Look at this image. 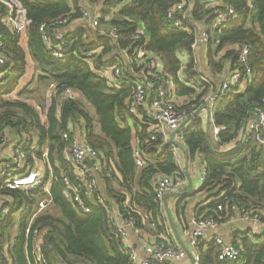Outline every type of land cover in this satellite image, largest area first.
<instances>
[{
  "label": "trees",
  "instance_id": "16d2710c",
  "mask_svg": "<svg viewBox=\"0 0 264 264\" xmlns=\"http://www.w3.org/2000/svg\"><path fill=\"white\" fill-rule=\"evenodd\" d=\"M8 1L15 11L24 14L26 45L22 47L20 38L10 35L2 25L7 10L0 4L5 70L10 77V82L0 89V134L3 129L13 134L32 130L38 136L39 144L48 148L54 173L50 189L52 203L37 215L32 229L45 230L42 251L50 264H131L130 251L123 245L116 225L109 218V211H114L116 217L119 213L125 221L124 210L129 209L135 229L148 233L143 214L134 209L136 205L147 214V222L157 232L166 234L167 221L154 194V181L158 174L174 180L185 179L174 146L162 141L150 142L145 132L147 126H144L147 122L145 110L139 111L143 123L130 113L132 88L115 87L97 72L118 64L126 76L129 75L130 81L138 78V71L129 60L134 63L131 52L140 45V42L134 44L133 39L139 28L144 32L141 39L145 44L144 51L158 57L160 66L173 82L176 97L184 100L180 108L191 111L202 106L210 91L211 86L205 79L212 81L216 90L236 68L238 48L248 46L251 81L241 93L228 92L212 110V125L225 130L215 140L210 131L206 133L205 123L199 117L193 118L183 130L189 163L198 159L204 167L205 177L199 190L175 201L173 211L181 228L186 230L188 205L193 198L203 194L205 203L202 204L206 205L200 208L198 203L193 212L198 217H211L219 223L235 216L231 210L234 206L255 212L264 227V149L251 138L238 140L244 123L251 118L255 107L262 106L264 99V0H220L216 9L229 6L236 13L235 20L220 29L212 27L215 9L206 8V0H187L188 17L182 22L189 31L174 28L167 18L173 0ZM87 5L99 9L95 28L91 31L88 25L87 29L79 27L66 32L62 35L65 42L63 58L52 57L43 43L44 33L52 31L51 23L57 19L68 17L69 22L80 19L83 7ZM43 25L45 28L40 31ZM199 25L208 33L205 44L207 72L200 71L196 49H192ZM112 28L117 35L116 41L109 36ZM88 32L94 33L96 39L89 38ZM52 42L54 46L58 43L54 38ZM123 50L127 56L121 53ZM184 55L186 62L183 64L181 57ZM29 66L32 79L18 91ZM127 70H131L128 75ZM33 84H36L34 89ZM50 84L55 86L52 91L48 89ZM43 87L48 90V95L42 91ZM67 88L79 97L64 98L62 94ZM22 90L27 92L23 98L19 96ZM15 94L19 97L12 100L10 96ZM150 97L148 95L147 102ZM85 104L89 109H85ZM81 120L87 141L110 168L113 165L110 176L102 178L104 204H97L80 192L89 209L85 215L78 211L62 181L65 176L74 186L77 184L73 169L64 158L69 141L63 140L62 135L69 124H79ZM133 140L138 142V149L146 159L137 180L132 157ZM234 140L238 141L233 144ZM112 181H118L124 193L116 191ZM216 189L218 193L213 195ZM4 192L16 200L17 206L0 223V245L9 243L10 264H28L23 248L24 228L37 209L35 195L41 189L27 194L12 190ZM218 207H221L220 211ZM17 211L20 212L17 235L11 238L13 214ZM253 238L241 240L238 246L240 258L235 262L218 261L214 244L199 245V264H264V231H258Z\"/></svg>",
  "mask_w": 264,
  "mask_h": 264
},
{
  "label": "built area",
  "instance_id": "2783aa9c",
  "mask_svg": "<svg viewBox=\"0 0 264 264\" xmlns=\"http://www.w3.org/2000/svg\"><path fill=\"white\" fill-rule=\"evenodd\" d=\"M174 3L167 12V18L171 21L174 28L181 31H189L183 27L184 20L188 17L187 0H173ZM7 13L2 18L1 23L5 26L10 35L15 34L20 36L21 29L18 25V20L21 18V11H15L14 6L8 0H0ZM206 8L215 9V16L212 27L220 29L236 18V13L232 7L220 6V3L213 0H206ZM191 8V7H189ZM100 17L99 9L96 8L93 12L84 9L81 14V19L87 24L95 28L96 22ZM71 24L68 17L57 19L51 23L52 31L45 32L43 35V43L51 52L52 57L61 59L64 56L65 42L62 35L58 34V30L68 27ZM45 25L40 27L43 31ZM144 35L143 29L139 28L136 35L133 37L134 44L140 42L131 52V59L134 60V65L138 71V78L134 82L126 76L118 64H112L102 71H97L104 76L108 82L115 87H122L126 85L132 88V95L129 104L130 113L134 116L142 118L139 113L141 109L145 110V117L147 122L146 135L150 142L162 141L165 144H171L169 140L170 133L176 131L174 140L184 145L183 130L187 128L190 123V118L195 111L191 109H181V99L177 98L174 93V85L170 77L164 72L158 57L144 51L145 44L141 41ZM196 43L192 45L195 50L198 44L205 45L208 42V33L205 28H201L198 32L195 31ZM109 36L114 41L117 40L115 29L112 28ZM58 42L56 46L53 45L52 39ZM5 48L4 38L0 33V89L5 87L10 82L8 72L5 70L6 58L3 54ZM121 53L127 56L126 51ZM249 48L247 45H241L238 48L237 66L229 72L226 78L216 88L212 87V81L205 79L206 83L211 86L209 93L204 97L202 106L207 107L210 114V123L212 124V110L217 101L223 98L228 92L233 90L236 93L244 91L247 83L251 81L252 70L248 64ZM94 70V67H93ZM95 71V70H94ZM53 84L49 85L50 91L54 90ZM148 95H151L149 102H147ZM64 98H77L75 91L67 88L63 91ZM62 100L59 101L61 103ZM201 106V107H202ZM36 109L40 111V107ZM252 116L246 122V128L241 136L239 133V141H247L249 138L255 142L258 147L264 149V99L262 106L254 108ZM251 114V115H252ZM204 117V116H203ZM207 113L204 119L206 120ZM182 125V126H181ZM181 126V128H180ZM212 137L216 140L219 133L225 130L224 127L210 126ZM63 140L69 141V145L64 151V158L73 169V174L77 179L75 186L65 176H63V184L68 188L71 194V200L78 208V211L85 215L89 209L80 196L82 192L87 199L94 200L97 204H104V196L100 188L99 180L110 176V172L105 165V161L100 157L98 151L90 145L86 138V131L84 123L81 120L79 124H69L67 130L62 135ZM238 140H234L235 144ZM240 141V142H241ZM229 148V147H226ZM177 153L178 149L174 147ZM133 158L137 167H143L146 159L144 154L138 149H134ZM87 160L90 163H87ZM54 181L53 165L50 161L49 151L46 145L38 144L35 147L33 139L26 133L13 134L7 129H3L0 134V223L10 214L17 206L16 200L5 190H12L22 193H29L41 189L42 192L49 195L48 200H43L42 204L29 218L27 225L24 228V253L28 264H50L44 257L42 251L43 235L45 230L32 229V224L37 215L52 203L50 189ZM186 180L180 178L173 179L171 177L158 174L155 177L154 194L156 199L162 204L163 198L167 193L180 192L185 187ZM128 208V207H126ZM135 209V208H134ZM136 210V209H135ZM221 210V207H218ZM231 210L235 213L237 220L242 223H251L256 230L259 228L264 231L261 226L260 218L255 212L246 211L245 208L237 209L232 206ZM127 219L121 222L116 217L114 211H109V218L118 229L122 241H126L127 232L135 231L134 223L130 219V210H124ZM115 214H114V213ZM190 223L194 230L188 233L187 240L192 249L198 247L199 240H202L206 231L215 230L218 228V223L211 217H198L195 214L190 216ZM1 233V232H0ZM213 243L217 247V260L220 262H235L240 258V248L234 243L224 241L220 236L213 238ZM130 251L131 264H182L186 258V254L179 246H167L164 243H154L146 245L145 256L139 259L135 251L127 244L124 245ZM9 243L0 245V264L9 263L8 253ZM196 260L193 264H198ZM188 264V263H186Z\"/></svg>",
  "mask_w": 264,
  "mask_h": 264
},
{
  "label": "crops",
  "instance_id": "0c3cea01",
  "mask_svg": "<svg viewBox=\"0 0 264 264\" xmlns=\"http://www.w3.org/2000/svg\"><path fill=\"white\" fill-rule=\"evenodd\" d=\"M213 1H217V3L218 2L220 3V0H213ZM95 7L96 6L87 5L86 7H83V8L93 12ZM20 16L23 19V21L25 22L23 12H21ZM85 23H87V22H84L80 18V19H77V20L71 22V24L68 27L59 29L57 32L60 35H64L66 32H68V31H70L72 29H75V28L85 27L87 29L88 27L84 25ZM25 24H26V22H25ZM90 28H92V27H90ZM201 28H205V27L202 26V25H199L198 29H201ZM205 54H206L205 45L198 44L197 47H196V58L198 57L197 58L198 66L200 68V71L207 72ZM181 61H182L183 64L186 62V56L185 55L181 57ZM130 71L127 70V75L130 74L129 73ZM194 113H198L195 117L201 118L204 123L206 122V120L204 119L206 111L203 109V106L200 107L199 109H197ZM141 117L142 118L139 117V119L142 122L144 120V118H143V116H141ZM195 117H193V118H195ZM193 118H190V121H192ZM144 124H145V122H144ZM211 129L212 128L210 127V132H212ZM137 143H138L137 141L133 140V151H134V149H136L138 147ZM176 154H177L178 160L181 163V168H182V171L184 173V169H183L184 168V155L179 150H178V152ZM104 163H105L107 169L109 170V172L111 174L113 165H112V168H110L106 164V162H104ZM133 163H134V166H135V179L137 180L139 178L140 174H141V169L145 165L143 167H137L135 165L134 158H133ZM115 172H116V169H115ZM189 172H190L191 181H192V185H193V191H197V190H199L201 188L203 179L205 177V171H204V167H203L202 163L198 159L194 160L193 162H190L189 163ZM184 177H185L184 180H186L185 187L180 192L185 191L186 188H187V179H186V176H184ZM119 178H120V175H119ZM99 182H100V188L102 190L103 179H100ZM112 186H113V188L116 191L124 193V190H122V188L118 184V181H112ZM174 193H177V192H174ZM167 194H173V193H167ZM202 195L198 196L197 198H193L190 201L189 205H188V209L190 208V210L188 211V213H189L188 220H187V222H188L187 227L188 228L186 230H183L181 228L178 219H176V217H175L176 214H174V211H173V207H174L175 201L180 199V198H169L168 199V207H169V211L171 213L172 219L174 221V224H175V226L179 227L180 231H181V234L179 235L180 239L184 242V244L186 245L187 249L190 251V257L193 258L194 262L196 260V257L199 260V254H198V250H197L198 247L195 248V249L191 248V246L189 245V242L187 240L188 239L187 235H188V233H191L194 230L193 226L190 223V218H191L190 216L193 214L195 206H197L198 203L200 204V208H202V207H204V205H206V204H202V203H205V202H203V198L204 197ZM128 202H130L129 198H127V203ZM161 206H162L163 216L166 218V221H167L166 213H165L164 207H163V201H162ZM134 208L136 209L137 212L143 214L142 215L143 216V221H144V224L147 226L146 228L149 229L148 230L149 232L146 233L142 229H136L135 231H132V230L128 231L127 232V239H126V241L123 242V245L127 244L131 249H133V251H135V253L137 254L139 259H142L145 256V249H146L145 246L146 245H150V244H154V243H164V244H166L167 246H170V247L171 246H179L176 238L174 237V235H173V233H172V231H171V229L169 227L168 221H167L166 234H161L160 232H157V230L154 229V227L151 224H149V222H147L148 218H147V214L146 213L142 212L141 209L139 210L136 205H134ZM236 216L237 215L233 216L232 218H227L226 220L221 221L219 223L217 222L218 225H219L218 228L215 229V230L206 231L204 238L202 240H199L198 246L199 245H204L205 246V245L214 244L213 243V238L216 237V236H220V237H222L224 239V241L234 243L236 246H239L241 244V240L243 238L247 237L250 240H254L253 235H255L258 232L256 230V227H254L251 223H242V222H240L239 220H237ZM259 231L263 232L262 229H260V228H259ZM254 243H257V242L254 241ZM190 257L186 254V258L183 260L182 264H186V263L193 264L194 262L193 263L191 262Z\"/></svg>",
  "mask_w": 264,
  "mask_h": 264
},
{
  "label": "water",
  "instance_id": "95a60500",
  "mask_svg": "<svg viewBox=\"0 0 264 264\" xmlns=\"http://www.w3.org/2000/svg\"><path fill=\"white\" fill-rule=\"evenodd\" d=\"M203 109L206 111L207 113V118H206V122H205V127H206V133L208 134L209 131H210V114H209V111L207 109V107H203ZM199 113V112H198ZM198 113H194L193 117H195ZM254 119L256 118L255 114H252L251 115ZM182 126V125H181ZM180 126V128H181ZM246 128V122L244 123L243 127H242V132H241V136L243 135V132ZM178 131V129L172 133H170L169 135V140H170V143L175 147L177 148L179 151H181V153H183L184 155V174L186 176V179H187V188L185 191L183 192H177V193H173V194H166L163 198V207H164V211L166 213V217H167V221H168V224H169V227L174 235V237L176 238L179 246L185 251V253L190 257V251L187 249L186 245L184 244V242L180 239V234H181V231H180V228L175 226L174 224V221L172 219V216H171V213L169 211V207H168V199L169 198H181V197H184L188 194H190L192 191H193V185H192V181H191V176H190V172H189V153H188V150L187 148L184 146V145H181L179 143H177L175 140H174V135L176 134V132ZM242 139V137H241ZM240 139V141H241ZM87 163H90V161L87 160ZM218 193V190H214L213 191V195L217 194ZM117 217H118V220L121 222L122 219L119 215V213H117ZM263 231V230H262ZM190 260L191 262L193 263V258L190 257Z\"/></svg>",
  "mask_w": 264,
  "mask_h": 264
},
{
  "label": "rangeland",
  "instance_id": "374dc122",
  "mask_svg": "<svg viewBox=\"0 0 264 264\" xmlns=\"http://www.w3.org/2000/svg\"><path fill=\"white\" fill-rule=\"evenodd\" d=\"M97 7L94 8V10L96 9ZM18 25L21 29V32H20V42H21V45L22 47H24L26 45V24L25 22L23 21V19H19L18 20ZM85 26L88 27V24H84ZM91 30V28H90ZM92 31V30H91ZM88 35H89V38L90 37H93L94 39H96V35H94V33L92 32H88ZM198 58V57H197ZM200 69V68H199ZM32 68H30L29 66V69L27 70V73L26 75L24 76V80H23V84L22 86H20L18 88V91H20L23 87H26L27 85L26 84H29L30 80L32 79ZM36 87V84H33V87L32 89H34ZM42 91L44 92L45 95H48V90L46 89V87H43ZM37 93V92H36ZM77 94V93H76ZM17 94L13 95V96H10V98L12 100H14L13 98H17L19 96H21V98H23L24 96L27 95V92H24V90H22V93L19 95V96H16ZM78 95V94H77ZM79 97V96H78ZM81 99V98H79ZM182 101V99L180 100V102ZM184 102V100L182 101ZM85 109H89V106L88 105H84ZM31 139H33V142L35 143V147L38 146L39 144V139H38V136L32 131V130H29L27 133H26ZM49 199V195L44 193V192H40L39 194H36L35 195V201H36V208L39 207V204H42L43 200H48ZM19 214L20 212L17 211L16 213L13 214V229L10 230V235H11V238L15 237L17 235V228H18V225H19Z\"/></svg>",
  "mask_w": 264,
  "mask_h": 264
}]
</instances>
